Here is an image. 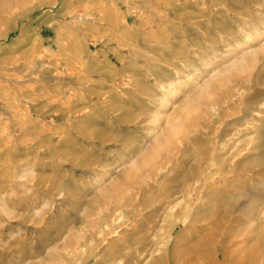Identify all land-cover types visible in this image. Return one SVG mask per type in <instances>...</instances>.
I'll return each mask as SVG.
<instances>
[{
	"label": "rangeland",
	"instance_id": "374dc122",
	"mask_svg": "<svg viewBox=\"0 0 264 264\" xmlns=\"http://www.w3.org/2000/svg\"><path fill=\"white\" fill-rule=\"evenodd\" d=\"M263 107L264 0H0V264H264Z\"/></svg>",
	"mask_w": 264,
	"mask_h": 264
},
{
	"label": "bare ground",
	"instance_id": "6f19581e",
	"mask_svg": "<svg viewBox=\"0 0 264 264\" xmlns=\"http://www.w3.org/2000/svg\"><path fill=\"white\" fill-rule=\"evenodd\" d=\"M243 104H246V105H248L247 104V102H243ZM264 108V107H263ZM256 119V121L257 120H262L263 119V116H261L260 115V117H256L255 118ZM243 132H244V135H247V134H249L251 131H255V132H259V135H258V139H260V140H258V142H257V144H256V149L257 150H259V153H260V155H258V157L257 158H255L256 160H254V166H256L257 167V178L260 180V183L261 184H263L264 183V133H263V131H260V129H258V128H256L255 126H253L252 128H250V127H244L243 129ZM257 139V138H256ZM255 139V140H256ZM263 139V140H262ZM256 141H254V143H255ZM261 150H262V152H261ZM258 153V152H257ZM244 167V166H243ZM244 168H246V167H244ZM234 199H237V198H234V197H231V198H229V199H225V202L223 201L222 202V205L223 206H228L231 202H232V200H234ZM216 212H218V211H210L207 215H209V217L208 216H206V219L205 220H207L208 218H211L214 214H216ZM225 213H226V217H227V215H230L229 213V211H225ZM192 216V214H191V212L190 211H188L186 214H185V219L186 218H188V217H191ZM224 216V217H225ZM185 219H183V218H179V217H176L175 216V218L172 220V223H173V227L177 224V223H179V222H182L183 220H185ZM103 220H99V223L100 222H102ZM192 223V222H191ZM222 223H223V218L222 217H218V219H217V221L214 223V228H218L219 226H221L222 225ZM189 225H191V224H189ZM205 225H207V224H205ZM173 229L174 228H171V232H170V234H169V239H167V241L164 243V245H163V247H162V251H163V253L160 255V258L163 260V261H165L166 263H168V264H179V261H180V259L181 258H186V257H189L190 256V254H191V252L193 251V249H196V248H198L200 245H201V247H208L209 245L211 246V249H213V248H216V246H215V238H214V235H213V233L212 232H209V233H207V234H205L203 237H200L199 238V240L198 241H194L192 244H188L189 246H187V247H185L184 249H182V250H179V251H176V250H174L172 247H171V243H170V240H171V237H172V231H173ZM84 237V236H83ZM118 239V238H117ZM154 240V239H153ZM116 241V240H115ZM192 241V240H191ZM190 241V242H191ZM82 242V241H81ZM113 242H114V240H113ZM189 242V243H190ZM82 244V243H81ZM115 244V243H114ZM145 244V243H144ZM143 244V245H144ZM99 245V247H101V245H102V243H99L98 244ZM117 245H120V248H121V244H120V242H118L117 243ZM99 247H97L96 249H98ZM111 247H112V245H111ZM103 249V248H102ZM101 249V250H102ZM122 249V248H121ZM121 249H110V253H109V255L107 254V255H105V253H102L101 254V256L103 257V256H105L104 257V259L105 258H108V260H111V259H113V258H116L118 255H115L116 253H118V254H121V255H123V253H122V250ZM208 249H210V248H208ZM211 249H210V251H211ZM101 250H97V251H95V250H93V251H91L90 253H89V255L87 256V258H86V260L83 262V264H89L90 263V261L92 260V258H94V257H97L98 256V254L100 255V252H102ZM161 250V249H160ZM205 253H206V251H204ZM220 252H223V249H218V250H216L215 252H214V254L216 253V254H221ZM210 254L211 253H209V258L206 260L207 261V263H209V264H215L216 262V258L212 255L211 257H210ZM107 260V259H106ZM158 261V260H157ZM108 262V261H107ZM156 264V263H155Z\"/></svg>",
	"mask_w": 264,
	"mask_h": 264
}]
</instances>
